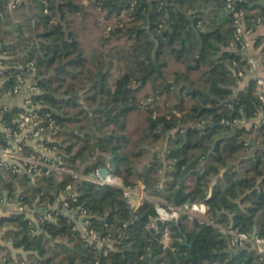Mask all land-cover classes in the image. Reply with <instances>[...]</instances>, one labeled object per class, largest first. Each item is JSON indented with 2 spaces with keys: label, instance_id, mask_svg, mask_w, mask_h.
I'll list each match as a JSON object with an SVG mask.
<instances>
[{
  "label": "trees",
  "instance_id": "16d2710c",
  "mask_svg": "<svg viewBox=\"0 0 264 264\" xmlns=\"http://www.w3.org/2000/svg\"><path fill=\"white\" fill-rule=\"evenodd\" d=\"M9 2L0 0L1 89L14 85L18 73L37 82L33 96L42 101L44 123L52 118L56 125L52 137L65 171L3 170L2 190L19 189L43 207L75 183L72 205L85 207L94 229L115 241L87 243L66 217L36 229L22 215L2 216L0 264H264V252L250 240L230 246L235 233L250 235L254 225L264 238V124L235 132L224 125L251 119L262 106L255 78L237 88V73L249 64L234 39L233 13L242 10L251 30L264 20V0H231V7L229 0H21L14 8ZM120 52L133 60L131 68L118 65ZM148 97L156 117L138 104ZM200 121L204 126L167 133ZM101 167L119 185L70 173ZM139 180L149 198L131 216L123 187ZM176 190L185 201L204 202L205 213L181 212L153 227L149 199L172 203ZM9 240L26 254L12 255Z\"/></svg>",
  "mask_w": 264,
  "mask_h": 264
},
{
  "label": "built area",
  "instance_id": "2783aa9c",
  "mask_svg": "<svg viewBox=\"0 0 264 264\" xmlns=\"http://www.w3.org/2000/svg\"><path fill=\"white\" fill-rule=\"evenodd\" d=\"M21 0H10L9 7H16ZM227 7H231V0L227 3ZM236 33L234 39L241 45L243 50L247 48V40L244 36L243 29V11L237 10L233 13ZM109 26H103V31L107 32ZM248 29L247 31H249ZM262 49L264 51V36L261 39ZM3 57L0 55V58ZM247 63L251 68H255L258 64L257 58H248ZM30 64H28L30 68ZM3 66L0 63V69ZM238 76L242 75V71H238ZM31 76L18 73L16 76V83L9 86L7 89H1L4 79H0V175L3 170L11 171L13 173H27L33 176L44 171L46 174L55 172L57 175L65 168L61 166L60 155L56 151L57 144L52 137L56 125L52 118L47 120L45 124L41 119L40 107L42 101L35 99L33 95L37 93V82L30 79ZM257 93L261 102L257 114L251 119H237L233 121H225L224 125L232 128L233 125L238 124L244 126L249 122V127H257L264 124V79L262 77L256 78ZM152 98L148 97L141 100L138 104L145 110L152 111V116L156 117L157 112L153 110L154 105ZM18 107L16 112L11 115L10 120L6 119L4 113L8 110ZM167 112V109L164 113ZM178 115V113H176ZM48 115V114H47ZM170 115L167 114V117ZM184 126H204V122H190L184 125H177L167 131H183ZM264 147V141L262 143ZM29 152L26 153L25 149ZM96 169L88 174L73 173L71 175L78 181H91L102 185L104 183L119 185V180L116 178L115 182H105L104 177L98 175ZM94 173V175L92 174ZM57 181V179L55 178ZM2 178L0 176V204L12 203V208L9 212L11 215H25L32 227L38 229L43 221L56 222L60 217H66L73 224V229L87 241V243H95L97 246H110L115 240L108 234H99L94 229L91 222V215L86 208L81 205H72L76 201L78 192L75 188V183L66 184L64 189L59 192L57 201L54 205L39 206L38 200L34 199L31 202L24 199V196L17 191L9 193L8 190H2ZM211 188H209L210 192ZM123 198L131 216H134L145 198H149L145 193V185L142 181H138L134 187H123ZM153 202V207L156 217L159 222L171 221L181 213L188 215H203L207 209L204 202H189L185 201L183 204H175L174 202L165 204L160 199L150 198ZM4 230V228H2ZM164 238H168L165 233ZM250 240L255 244L256 248L263 251L264 238L251 237L245 232L235 233V238L230 242V246Z\"/></svg>",
  "mask_w": 264,
  "mask_h": 264
},
{
  "label": "crops",
  "instance_id": "0c3cea01",
  "mask_svg": "<svg viewBox=\"0 0 264 264\" xmlns=\"http://www.w3.org/2000/svg\"><path fill=\"white\" fill-rule=\"evenodd\" d=\"M242 26L244 29V31H243L244 36L243 37L247 40V48H246V50H243V52H242L243 58L246 60L248 58H257L258 64L256 65L255 68H251L249 66L248 69L246 70V72L239 76V77H241V79L238 82L237 88L244 87L246 85V83L249 81V79H251V78L256 79L257 77H262L264 79V63H263L264 62V51L262 49V41H261L262 37L264 36V20H263V22H259L258 24H256L249 31H247L248 29H246L244 27V24ZM256 39L260 40L258 44L255 42ZM249 125H250V123L247 122V123H245V125L243 127L249 128ZM237 128H241V126H239L238 124L233 125V127L231 128L232 132H235ZM0 130H1V128H0ZM89 163L90 162L83 165L82 169L86 168ZM54 195H55V197H54L55 201L51 205H54L57 201V198L59 195L58 190ZM11 208H12V203L6 202V203L0 204V217L11 216V214H9V212H8L11 210ZM22 216L24 217L25 215H22ZM3 232H4V230L1 229L0 230V241H1V237H2ZM163 242L165 244H167L169 242V240L168 241L163 240ZM6 245L8 246V249H10V252L12 255H14V254L25 255L26 254V251H24L22 248L12 246L11 240L7 241Z\"/></svg>",
  "mask_w": 264,
  "mask_h": 264
},
{
  "label": "water",
  "instance_id": "95a60500",
  "mask_svg": "<svg viewBox=\"0 0 264 264\" xmlns=\"http://www.w3.org/2000/svg\"><path fill=\"white\" fill-rule=\"evenodd\" d=\"M109 172H108V169L106 167H101L99 170H98V175L100 177H104L105 175H107ZM94 175V173H92ZM54 190L56 191L57 190V181L55 180L54 181ZM186 199V195L185 194H180L178 190H176L174 192V198H173V202L175 204H178L179 202H182V201H185ZM159 218L158 217H153L151 218V222H152V226L153 227H157V224L159 223ZM256 235V226L254 225V228H253V231L250 233V236L253 237Z\"/></svg>",
  "mask_w": 264,
  "mask_h": 264
},
{
  "label": "rangeland",
  "instance_id": "374dc122",
  "mask_svg": "<svg viewBox=\"0 0 264 264\" xmlns=\"http://www.w3.org/2000/svg\"><path fill=\"white\" fill-rule=\"evenodd\" d=\"M117 63L119 66H121L122 68H131L132 64H133V60L128 57L127 53L125 52H120L119 54H117ZM115 176L113 174H109L107 177L104 178L105 182H115ZM199 217H202V215H198ZM163 240H169V238H164ZM264 251V248H263Z\"/></svg>",
  "mask_w": 264,
  "mask_h": 264
}]
</instances>
